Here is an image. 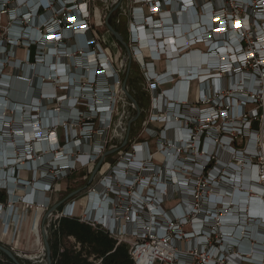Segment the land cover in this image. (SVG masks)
<instances>
[{
  "label": "built area",
  "instance_id": "obj_1",
  "mask_svg": "<svg viewBox=\"0 0 264 264\" xmlns=\"http://www.w3.org/2000/svg\"><path fill=\"white\" fill-rule=\"evenodd\" d=\"M125 2L126 9L124 0H0V60L20 48L27 62L31 52L34 61L31 75L22 70L14 76L33 87L28 103H13L12 115L0 109V189L12 190L14 181L24 182L19 173L29 171L41 188L31 189L50 192L56 180L95 167L107 152L89 129L96 117L100 132L110 127L115 105L108 108L98 92L114 89L120 74L96 35L103 5L109 18L118 13L112 26L120 28L119 17L127 18L126 43L153 95L151 119L163 129H147L159 138L154 153L147 143L133 145L87 191L95 205L78 220L127 245L132 264H264V0ZM52 74L66 92L53 104L65 110L45 114L41 103L57 96L52 82L43 81ZM192 84L198 90L190 102ZM167 85L171 90L163 89ZM0 93L3 102L6 90ZM127 105L133 108L127 102L123 111ZM117 119L120 132L123 114ZM79 123L77 138L71 127ZM61 132L70 135L62 145ZM35 193L22 200L34 204ZM9 198L0 204V218L8 214L13 221L16 197ZM74 206L73 200L57 211L46 231L61 218H76ZM80 248L75 243L74 250Z\"/></svg>",
  "mask_w": 264,
  "mask_h": 264
},
{
  "label": "rangeland",
  "instance_id": "obj_2",
  "mask_svg": "<svg viewBox=\"0 0 264 264\" xmlns=\"http://www.w3.org/2000/svg\"><path fill=\"white\" fill-rule=\"evenodd\" d=\"M123 7L126 9V2L124 0L123 3ZM110 11L109 8L104 7L103 5H99L98 6V15L99 17L97 18L98 20V26L95 28L96 29V35L99 38V42L101 45V48L107 53L112 66L114 67L115 71H120L119 73V79H118V85H116L114 87V89L112 88L110 90L109 93H100L98 92V95L102 96V100L107 99L108 102L106 104V106H108V108L110 107V104L112 102V105L114 104V114L112 117V121H111V125L110 127L107 129H105L104 131H106L105 134H103L102 132H100L101 130L103 131V129L101 128L102 126H100L99 124V120L96 118H93V120L91 121L92 126L89 128L92 137H94V142L93 143H102V144H106V150L108 154H102V164L98 170V172L95 174L93 180L88 184L89 178L91 176V173L94 169V166L92 167H88V168H82L79 170H75L72 171L71 175H67V177H62L58 180L55 181V183L53 184V188L51 189L50 192L45 193L43 196L45 198H47V202L46 204H42L39 203L38 201L35 200L34 204H30L28 201L26 200H22V198L24 196H27L29 193L32 192H36L35 190H32V184H34L33 182L36 181V179H39L37 176L33 175L31 176V173H23L20 172L19 173V178L23 179L24 182L20 183L18 181H14L13 183V187L12 190L7 191L8 193V197L12 198V197H16V200H14V207L16 208V213L14 216L13 221H11L9 215L6 216V214L0 218V243L5 245L7 247V245L9 244V247L13 252H15L16 254H18L21 259L23 260L28 259L31 261H27V264H45V256H44V250H43V244H42V237H41V228L43 226H49V224L51 223L50 220H52V216L54 218V216L56 215V212L58 211L60 206H65L66 204H68L71 201H75V202H79L80 206L82 207H87V209L89 210V206L90 203L92 201L91 197H87V191L91 188H93V186H95L96 184L99 183V181L104 178L107 177L108 173L110 172V169H112V166H114V164L119 161L122 157V155L125 152H131L130 148L133 145H141L142 143H147L149 146V149L151 151V153H154V151H156V147L157 144L159 143V138L157 137V135H153V136H149L151 133H149L147 131V129H156V131L161 132V130L163 129L162 124H158L155 122L154 119H151L152 116V112H151V108H152V94L150 93L149 89L146 87V85L144 84V78H143V72L140 69L139 65L136 64V62L134 60L131 61L130 64V70H129V74L127 77V82H126V88L128 90V92L131 94V89H133L136 94H132L133 98L136 100L139 109H140V115L138 117V119L133 122L130 125V130L128 133V137H127V141L126 144L122 146L123 141L125 140V137L127 135L126 132V123L132 119L135 116V110L133 108H131L130 106L127 105V107L125 108V111H123L122 107H125L126 103L128 102H124V95L121 91V85L122 82L124 80L125 74H122V69L121 68V63H122V59H123V49L122 47L108 34V30L105 26V19L106 16L108 14V12ZM110 18H108V23L112 26L114 24V20H116L118 13L117 12H112L110 14ZM120 20V31L121 34L123 36V38L125 39V41H128V36H127V18L124 16H120L119 17ZM1 56V55H0ZM5 56V55H2ZM149 57L147 54H144V59L147 60ZM1 59V58H0ZM7 59L9 61H12V63L16 62L18 64L14 65V64H10L8 63ZM74 59H76L74 57ZM82 60V59H81ZM61 61V60H60ZM80 61V60H79ZM59 62V61H58ZM58 62L55 64H58ZM61 62H64L63 60ZM81 62V61H80ZM77 62V63H80ZM34 61L30 60L27 62V60L24 59V53H23V49H17L15 55H7L6 57H4V59L0 60V90H8L11 92L12 97L9 96V94L5 95L3 102L0 103V109L4 112L7 110V115H12V113H10V111L8 110H12L14 111V106L13 103L16 104H21L22 106L26 103H28L29 97L31 96V94H33V91H31V93L29 92L28 96H26V88L27 90L30 91V86L31 84H25V86H23V89L21 90V94L24 95L23 100H18V98H16V92H19L18 89L15 88V86L17 84H14V80H16V78H14V76L20 72L24 73H29V75H31V73L33 71H30V67L34 68L33 65ZM73 64L74 67H76L75 69H77L78 67H80V64ZM21 64L25 65L24 67H21ZM51 64L53 65V62H51ZM123 64V63H122ZM33 65V66H32ZM161 67V66H160ZM25 68H27V70H25ZM36 69V67H35ZM82 73L79 75V80L81 81H85L82 78H85L86 76L83 74V70L80 67ZM76 73V71H74ZM73 73V71L71 72V74ZM126 73V72H125ZM70 74V75H71ZM36 76V71H34V74ZM54 74H52L51 76H45L43 78L44 82H52V88L53 90H56V97H53L48 100L47 102L41 103L44 107V113L46 114L50 109H58L60 107L59 103H54L53 101H55L56 99H62L63 97H58V96H64L66 95V92L59 90V86L56 85L57 82L53 81V76ZM41 76V75H40ZM52 77V78H51ZM8 78V79H7ZM28 81V80H25ZM3 82H7V84L5 85ZM102 84H108V83H104L102 82ZM9 87V88H8ZM51 87H43L42 90L44 91H50L52 89ZM164 90H171V85H167L165 87H163ZM197 90L198 87L196 84H192L191 85V89H190V93H189V99L190 102H193L196 98V94H197ZM1 94V93H0ZM166 94H170V92L166 93ZM97 95V93H96ZM92 97H94L95 95L91 94ZM69 96H67L68 98ZM21 98V97H20ZM96 98V97H94ZM101 100V99H99ZM123 102H122V101ZM11 103H8V102ZM61 109V111L65 110L63 108H59ZM82 109V108H81ZM84 110H86V108H84ZM90 110H92V108H90ZM102 109H97L96 111H101ZM124 112V113H123ZM18 113V112H16ZM15 114V112H14ZM94 114V113H93ZM123 114L124 117V124L122 126V128L119 130L120 132H117L116 130V126L118 124V119L119 116H121ZM16 116V114H15ZM21 117V116H20ZM52 116L49 115V118H51ZM80 124V123H79ZM82 124L80 125H76L75 127H71L73 129H75L77 131V138H80V130L82 128ZM16 129L18 131H21V129L23 127H20L18 125H15ZM53 128V126H51ZM24 130H26L24 128ZM62 133V134H61ZM59 134V142L60 144H64L65 141L70 139V135L68 136L69 133H64L61 132ZM172 133V132H171ZM73 136H75V134H73ZM11 140L14 141V139L11 138ZM93 141V140H92ZM244 141V140H243ZM241 139H239L238 143L241 144V148L244 146L245 142H243ZM39 154L36 153L35 154V158L38 156ZM29 158V157H28ZM161 156H159V154H157L155 156V160L157 161V163H160L161 161ZM3 165H0V171H3ZM29 169V168H28ZM26 181V182H25ZM22 184L19 185V187L17 186V184ZM22 187V188H21ZM34 188H40L36 185V183L33 186ZM41 189V188H40ZM79 189H82L81 192H79L76 195H73L72 197H69V195ZM28 193V194H27ZM39 194V193H38ZM57 203H61L60 206L53 211V213L49 214V216L46 218L45 222H43L44 216L45 214ZM19 214V215H18ZM82 215V214H81ZM6 218V222L8 223V229L4 230L3 233H6L5 235L2 234L1 232V228L2 227V220H4ZM23 223V226L21 227V232L23 234V231H27L29 236L31 237V239L28 242L25 241H21L22 245H19L18 247H16L15 249L12 247V243L13 240L16 238V233L19 229V223ZM30 222H33L32 224V231L30 230ZM28 224V226L26 228H24L26 225ZM48 228V227H47ZM46 228V230H48ZM20 232V233H21ZM8 234H12V238L9 239ZM17 235H19V232L17 233ZM47 235H49L48 231H47ZM12 242V243H11ZM65 245L67 247H70L72 245L71 242L69 241H65ZM24 259V260H25Z\"/></svg>",
  "mask_w": 264,
  "mask_h": 264
},
{
  "label": "trees",
  "instance_id": "obj_3",
  "mask_svg": "<svg viewBox=\"0 0 264 264\" xmlns=\"http://www.w3.org/2000/svg\"><path fill=\"white\" fill-rule=\"evenodd\" d=\"M121 33L120 28H117ZM33 54L31 52V60ZM46 68L39 64L38 73L45 75ZM8 79V78H7ZM16 89V98L22 100L21 90L25 84L18 83L14 80ZM38 88L41 87V82L38 81ZM33 87L30 88L32 91ZM29 91V92H30ZM31 93V92H30ZM12 97L11 92L6 90L3 96ZM38 92L36 93V96ZM8 194L5 190L0 189V204H6ZM73 237L80 245L79 251L64 245V238ZM49 245L51 250L52 264H93L90 257L94 256L102 260V264H132L128 257L127 245L119 244L111 239L106 233L101 230L93 229L89 225L80 222L75 218H61L53 225L49 232ZM0 264H13L3 253L0 252Z\"/></svg>",
  "mask_w": 264,
  "mask_h": 264
},
{
  "label": "water",
  "instance_id": "obj_4",
  "mask_svg": "<svg viewBox=\"0 0 264 264\" xmlns=\"http://www.w3.org/2000/svg\"><path fill=\"white\" fill-rule=\"evenodd\" d=\"M116 8H117V6L114 8V10ZM108 18H109V15L107 16L106 22H105L106 28H107L109 34L111 35V37L122 47V49H123V59L126 62L125 65H124V69H123V73L125 74V77H124V80H123L122 85H121V91H122L125 99L130 104H132V106H133V108L135 110V116L132 119H130L128 121L127 125H126L127 126V135L125 137V140L122 143L121 147H123L126 144V141H127L128 133H129V130H130V125L138 119V117L140 115V109H139V106H138L136 100L132 96V94H136V92L133 89H131V94H130L128 92L127 88H126L127 77H128V74H129L130 64H131V61H132V55H131L130 49H129L125 39L121 35V33H119V31L117 30L118 27L111 26L108 23V21H107ZM106 154H108V153H106ZM101 164H102V158L95 165V167H94V169H93V171L91 173V176L89 178L88 184L93 180V178H94L95 174L98 172ZM81 191H82V189H79V190L71 193L69 195V197H72L73 195H76V194H78ZM60 204L61 203H57L56 205H54L45 214L43 222H45V220L49 216V214L53 213V211H55L60 206ZM41 237H42L43 250H44V254H45V264H52L51 250H50V245H49V241H48L47 231L45 229L44 223H43V226L41 228ZM0 252L3 253L13 264H27L26 260L27 261H31V260H28V259H25V258H24L25 260L24 259L22 260L21 257L18 254H16L10 248L6 247L5 245H3L1 243H0Z\"/></svg>",
  "mask_w": 264,
  "mask_h": 264
},
{
  "label": "crops",
  "instance_id": "obj_5",
  "mask_svg": "<svg viewBox=\"0 0 264 264\" xmlns=\"http://www.w3.org/2000/svg\"><path fill=\"white\" fill-rule=\"evenodd\" d=\"M145 54H147L146 52H145ZM148 55V54H147ZM146 62H149L150 61V59L148 58L147 60H145ZM161 66V67H160ZM154 67H155V71H157V72H162L163 71V65L161 64V63H155L154 64ZM183 87H181L179 90H183L182 89ZM23 173H29V171H23ZM32 176V175H31ZM43 188H44V186H43ZM34 189H36V188H34ZM38 193H35V200L36 201H38L39 203H42V204H46V202H47V198H45L43 195L45 194V193H47L46 191H44V190H41V191H37ZM28 194V193H27ZM31 196H32V194H28V199L30 200L31 199ZM10 199V201H13L14 200V198L12 197V198H9ZM72 202V201H71ZM70 203V202H69ZM67 205V204H66ZM65 205V206H66ZM65 206H60L59 207V209H58V212H64V207ZM90 207V206H89ZM86 208L87 207H82V206H80V203L79 202H75V206H74V216L76 217L75 219H79L82 215H83V213H84V211L86 210ZM82 214V215H81ZM19 215V214H18ZM6 216H8V214L6 215ZM3 222H2V227L3 228H1V232H2V234H6V233H3L4 232V230H7L8 229V223L6 222V218L4 219V220H2ZM32 224H33V222H30V230L32 231ZM23 226V223H19V229L20 230H18L17 231V233L19 232V235H17V233H16V238L13 240V243H12V247L15 249L16 247H18L19 245H22V242L23 241H25V242H28L30 239H31V237L29 236V234H28V232L26 231H23V234H22V232H21V227ZM28 226V224L24 227V228H26ZM27 229V228H26ZM21 232V233H20ZM49 233V232H48ZM8 235H10V236H8L9 237V239H11L12 237H11V235L12 234H8ZM48 236V240H49V235H47ZM112 239V238H111ZM114 240V239H113ZM22 241V242H21ZM65 241H69V242H71L72 243V245L70 246L71 248H73L74 249V246H75V243H78L73 237H67V238H64V245H65ZM115 241V240H114ZM116 242V241H115ZM79 244V243H78ZM121 244V243H120ZM117 245H119V244H117V242H116V246ZM66 246V245H65ZM7 247H9V244L7 245Z\"/></svg>",
  "mask_w": 264,
  "mask_h": 264
},
{
  "label": "bare ground",
  "instance_id": "obj_6",
  "mask_svg": "<svg viewBox=\"0 0 264 264\" xmlns=\"http://www.w3.org/2000/svg\"><path fill=\"white\" fill-rule=\"evenodd\" d=\"M144 51V50H143ZM187 60L185 59V60H182L181 62H183V63H185ZM125 62V60H122V63H124ZM176 64V63H175ZM183 89V88H182ZM26 96H28V94H29V90H27V88H26ZM31 92V91H30ZM23 98H24V95H23V97H21V99L23 100ZM29 137V136H28ZM3 174V172H1L0 171V176ZM2 184V181H1V178H0V185ZM248 203L249 204H253V202H251V201H248ZM95 205V202H94V200L92 199V201H91V203H90V206H92V205ZM13 215H15V214H13ZM11 237H12V235H11ZM44 256H45V254H44ZM43 264H44V261H43Z\"/></svg>",
  "mask_w": 264,
  "mask_h": 264
}]
</instances>
